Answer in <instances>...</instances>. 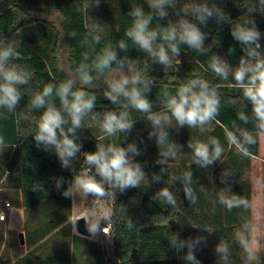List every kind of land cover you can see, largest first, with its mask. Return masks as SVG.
<instances>
[{
  "label": "clouds",
  "instance_id": "obj_1",
  "mask_svg": "<svg viewBox=\"0 0 264 264\" xmlns=\"http://www.w3.org/2000/svg\"><path fill=\"white\" fill-rule=\"evenodd\" d=\"M100 3L101 0H94L95 7ZM258 7L264 9V0H258ZM170 11L175 19L170 18ZM127 15L130 25L124 31L126 39L117 41L115 46L103 43L105 28L99 22L93 20L84 24L86 35L80 43L88 50L82 53L74 75L58 82L43 83L39 90L31 94L28 109L39 110L40 114L32 123L29 135L33 137L37 149L54 152L62 169L71 170L73 162H79L83 155V168L71 180L66 181L63 176L54 177L53 187L60 195L71 200L79 196L101 201L115 197L117 192L123 194L128 189L141 188L148 181L144 162L136 159L142 155V149L137 145L144 140L129 142L127 139L138 120L147 121L150 125L147 140L151 141L154 137L158 150L154 163L161 166L159 172L152 173L151 183L165 185L151 199L176 208L177 192L165 183V177L170 162L178 154L185 153V145L172 139L170 131L194 130L198 135L189 136L186 141L187 150L191 153L190 163L179 175L171 177L174 184L180 182L179 191L194 206L198 196L193 186L192 167L208 169L219 162L225 152L220 139L211 134L220 124L218 117L223 93L199 72L192 71L191 77L181 80L174 90L163 86L153 102L149 95L156 84V77L150 75V71L140 69L139 57L132 58L127 53L136 49L146 54L145 68L151 69L153 64H158L165 76L169 74L167 69L179 70L182 51L209 57L207 67L211 74L222 81L231 79L229 86L240 93L230 100L233 105L240 106L236 118L244 124L251 121L256 129L253 134L239 127L235 121L231 129L224 127L229 150H235L239 157L247 159L253 155L250 147L257 144L259 136L264 135V44L261 43L264 33L250 15L230 26V35L242 53L233 65L226 56L213 52V45H205L209 33L202 29L207 27L208 21L215 19L217 25L225 23L224 11L216 3L188 0L181 6L179 0H143V3L131 4ZM154 21L156 26H153ZM68 36L76 39L77 32L73 30ZM219 43L217 40L215 45ZM96 45L103 46L97 49ZM21 48V40L0 39V110L7 113L16 112L23 98L22 89L31 87L34 76L26 66L18 63L23 59ZM230 50L234 52L233 48ZM109 70L110 75H106ZM100 77H104L103 87L99 86L100 95L110 102L111 107H98L93 86ZM249 104L251 110L247 111ZM133 112L141 116L134 118ZM86 123L95 125L102 134L95 138L94 151L82 152L83 143L78 133L87 129ZM9 147L16 145L7 143L0 134V153ZM233 174L231 169L225 168L220 175L223 186L214 193L209 194L201 186L200 191L210 196L213 212L217 204L228 212L233 209L252 210L250 200L232 190L227 177ZM61 183L67 184L63 191ZM134 202L139 203L135 199ZM82 218L90 237L100 233L109 235L110 229L106 224L112 222L110 214H104L103 225L95 213L90 212ZM4 219L5 215L0 214V220ZM176 222L181 223L179 220ZM127 226L129 229L135 227L131 218L127 220ZM260 227L242 218L240 226L234 231L235 242L243 254V264H264V241L257 234ZM168 243L170 248L183 252L181 259L186 264H201L197 252L207 247L208 241L204 235L181 238L178 233H173L168 237ZM214 253L215 264H230L231 249L227 243L218 240Z\"/></svg>",
  "mask_w": 264,
  "mask_h": 264
},
{
  "label": "trees",
  "instance_id": "obj_2",
  "mask_svg": "<svg viewBox=\"0 0 264 264\" xmlns=\"http://www.w3.org/2000/svg\"><path fill=\"white\" fill-rule=\"evenodd\" d=\"M186 2L188 0H179L181 6ZM208 2L215 3L216 0H208ZM134 3H143V0H101L98 7L94 6V0H0V39L21 40L23 48L20 51L23 59L18 63L34 73L31 87L22 89L23 98L16 112L7 113L6 110H0V113H3L0 115V134L5 137L7 143L16 145L0 153V190L4 199L10 200L12 206L24 208L26 239L25 245L22 246L19 235L15 236L17 247L15 257L9 258L3 264H11L24 255L29 261L15 264H108L104 261L96 242L73 233V200L65 199L53 187L54 177L63 176L67 181L82 170L83 155L79 158V162L74 161L73 168L68 170L60 167L54 152L47 153L37 149L29 132L32 123L38 119L40 111H29L28 104L32 92L39 90L43 83L58 82L74 75L82 53L88 50L80 43L86 35L84 27L86 22L94 20L105 28L103 41L105 44L115 46L117 41L126 39L124 31L130 25L127 13ZM85 5L88 7L85 8ZM144 6L147 9V6ZM218 7L224 11L225 23L217 25L215 19L208 21L207 27L202 29L209 33L205 45H213V52H217L222 57L226 56V59L235 65L242 53L240 46L230 35V26L242 22L250 15L255 19L259 30L264 33V9L258 7V0H229L226 5L224 0H219ZM170 18L175 19L171 11ZM164 22L160 21V23ZM156 23L154 21L153 26H156ZM73 30L77 32L76 39L68 36ZM217 40L220 43L215 45ZM261 43L264 44V38ZM101 46L103 45H96V48L99 49ZM231 48L234 52H231ZM127 54L132 58L139 57L140 69L150 71L149 74L156 77V84L149 95L153 102L156 101L163 86L167 85L170 90H174L181 80L191 77L192 71L199 72L210 83L218 86L223 93L218 117L220 124L216 125L211 134L220 139L225 152L221 160L208 169L192 167L193 186L197 191L198 202L194 206L190 205L184 199L182 191H179L180 182L176 181L174 184L171 177L179 175L189 165L191 153L187 150L186 141L189 136H196L198 133L191 129H180L179 133L170 131L172 139L185 145V153L177 155V158L180 157L181 167L174 170L170 165L168 175L165 177V183L177 192L176 208L159 204L151 199L156 192V186H165L163 183H151L152 173L159 172L161 166L154 162H146L139 156L136 157L138 161L144 162L148 181L142 184L141 188L128 189L123 194L117 192L114 197L112 231L109 235L117 257V262L114 264H186L181 259L183 252H177L169 247L168 237L173 233H178L181 238L196 235L207 237V247L197 252L201 264H215L214 247L218 240L230 246V264H243V254L233 234L240 226L242 218L252 222V210L249 212L233 209L228 212L217 204L213 212L210 196L200 191L203 186L211 194L218 190V187H222L220 175L225 168H228L234 173L227 177L232 190L247 197L252 204L249 171L252 156L259 155V137L257 144L250 147L253 155L243 159L235 153V150H229L224 133V127L231 129L233 121L253 134L256 132L251 121L244 124L236 118L240 106L233 105L230 100L238 97L239 91L229 86L232 83L231 79L226 82L211 74L207 67L209 60L207 56L182 51L179 70L167 69L169 74L165 76L162 67L158 64H153L151 69L145 68V61L148 60L146 54L136 49H130ZM109 72L111 70L107 73ZM102 83L100 77L95 80L93 86L97 93L98 107L101 105L111 107L110 102L100 95L99 86L103 87ZM246 110H251L250 104ZM132 116L137 118L141 114L133 112ZM86 128L78 133L83 143L81 151H94L95 138L102 133L92 124L86 123ZM149 130L150 125L147 121L138 120L127 139L131 142L143 138L144 142L138 143L137 146L141 148L144 144L157 154L155 138L153 137L151 141L147 140ZM138 131H141L142 135L138 136ZM65 187L67 184L61 183V191ZM134 199L139 203H135ZM129 218L135 225L132 229L127 226ZM177 220L181 223L178 224ZM64 236L66 240L67 237L71 239L73 247L74 254L70 262L65 261V254H62V251L49 249L52 245L64 242Z\"/></svg>",
  "mask_w": 264,
  "mask_h": 264
},
{
  "label": "crops",
  "instance_id": "obj_3",
  "mask_svg": "<svg viewBox=\"0 0 264 264\" xmlns=\"http://www.w3.org/2000/svg\"><path fill=\"white\" fill-rule=\"evenodd\" d=\"M250 183L252 190V223L259 225L260 231L257 233L264 238V135L259 136V155H253L251 161ZM19 210L22 211V219L19 220ZM14 211H18L15 213ZM73 211V209H72ZM7 220H0V263H5L9 258H14L15 236L25 231V210L23 207L13 206L7 210ZM86 212H81L72 217L74 234L80 235L74 225V221L81 216H85ZM18 218V219H17ZM82 236V235H81ZM261 236V237H262ZM86 237V236H83ZM260 237V238H261ZM92 239V237H86ZM264 241V239H263ZM23 246V245H22ZM6 252L4 253V249ZM27 256H22L14 260L11 264L28 262Z\"/></svg>",
  "mask_w": 264,
  "mask_h": 264
},
{
  "label": "rangeland",
  "instance_id": "obj_4",
  "mask_svg": "<svg viewBox=\"0 0 264 264\" xmlns=\"http://www.w3.org/2000/svg\"><path fill=\"white\" fill-rule=\"evenodd\" d=\"M228 1L229 0H224V4H228ZM217 4V6L219 5V0H216L215 2ZM111 72L107 73L106 75H110ZM102 79V82H103V79L104 77H101ZM137 135L140 136L142 135V132L141 131H138L137 132ZM141 149H142V155L139 156L140 159H143L144 161L146 162H149V163H153L155 161V159L157 158V154L149 149V147H147L146 145H142L141 146ZM170 165L172 167V169L176 170L178 169L179 167H181V163H180V157H176L175 160L171 161L170 162ZM183 165V164H182ZM169 186V185H168ZM160 187H163V186H156V191L160 188ZM170 187V186H169ZM88 198L87 199H82L80 198L79 196H77L74 200H73V213L74 215H78L80 214L81 212H86V214L88 213H95L96 216L98 218L101 217V213H105L102 209H100L99 207H95V206H91L89 203H88ZM264 203V201H263ZM90 207H89V206ZM15 213H17L18 211H14ZM19 220H21L23 217H22V211L19 210ZM18 219V218H17ZM73 231H74V228H73ZM262 236V235H261ZM260 236V237H261ZM68 241L66 240L65 236H64V242L62 241L61 243L59 244H55V245H52L49 249H57L59 251H62V254H65L67 255V257L72 260V257H73V247H72V243H71V239L69 237H67ZM263 236L261 237V240L263 241ZM91 242H96L98 245H99V248H100V252L102 254V257L104 259V261L108 264H114L117 262V257L115 256L114 254V245H113V241L112 239L110 238V236H105L104 234H98L94 237H92V239H89ZM66 241V242H65Z\"/></svg>",
  "mask_w": 264,
  "mask_h": 264
},
{
  "label": "built area",
  "instance_id": "obj_5",
  "mask_svg": "<svg viewBox=\"0 0 264 264\" xmlns=\"http://www.w3.org/2000/svg\"><path fill=\"white\" fill-rule=\"evenodd\" d=\"M88 199H89L88 203L91 206L99 207L105 213L110 214V216H112L113 207H114V197L111 199H108V200H101V201H94L93 198H91V197H89ZM12 207L13 206H12L11 201L4 199V197L1 194V190H0V214L5 215V219L2 221L7 220V212L6 211L10 210ZM105 213H101L102 215L100 217V220H101L102 225L105 224V221L103 219ZM85 215H86V213H85ZM106 226L110 229V233H109V235H110L111 231H112V222L110 224H106Z\"/></svg>",
  "mask_w": 264,
  "mask_h": 264
},
{
  "label": "water",
  "instance_id": "obj_6",
  "mask_svg": "<svg viewBox=\"0 0 264 264\" xmlns=\"http://www.w3.org/2000/svg\"><path fill=\"white\" fill-rule=\"evenodd\" d=\"M81 217H78L74 222L75 228L77 230V232L82 235V236H86V237H90V234L87 232V225L85 223V220ZM19 240L21 245H25L26 243V239H25V234L24 232L19 233ZM65 257V261L66 262H70V259L67 257V255H64Z\"/></svg>",
  "mask_w": 264,
  "mask_h": 264
}]
</instances>
